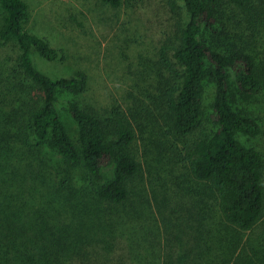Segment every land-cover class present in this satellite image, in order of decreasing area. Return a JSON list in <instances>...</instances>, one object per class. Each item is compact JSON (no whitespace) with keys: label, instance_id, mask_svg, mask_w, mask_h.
Returning <instances> with one entry per match:
<instances>
[{"label":"trees","instance_id":"1","mask_svg":"<svg viewBox=\"0 0 264 264\" xmlns=\"http://www.w3.org/2000/svg\"><path fill=\"white\" fill-rule=\"evenodd\" d=\"M162 1L167 28L140 73L154 108L103 114L70 99L75 143L59 105L86 91L88 75L39 70L33 52L58 62L63 51L26 29L29 3L0 0V264H264V152L239 138L262 127L232 95L264 96V0H232L224 9L241 21L224 29V0ZM207 81L215 95L202 128ZM55 160L65 173L51 171Z\"/></svg>","mask_w":264,"mask_h":264},{"label":"rangeland","instance_id":"2","mask_svg":"<svg viewBox=\"0 0 264 264\" xmlns=\"http://www.w3.org/2000/svg\"><path fill=\"white\" fill-rule=\"evenodd\" d=\"M25 1L30 5L26 29L46 38L53 47L63 51V58L58 62H50L33 52L37 68L54 79L72 77L79 71L88 75L86 91L77 97L63 94L59 105L75 143H78V127L63 106L70 99L80 102L82 106L92 105L103 114L111 110L130 114L132 110L147 108L148 111L154 108L150 97L157 94V91L149 77H141L140 73L146 70L147 64L152 65L159 41L163 39L162 34L167 28L168 11L162 6V0H146V3L133 9L126 5L113 9L100 0ZM231 2L232 0H224L223 7L218 10L217 17L222 29L228 25L234 28L241 21L242 16L237 20L233 12H229L231 9H224ZM222 42L225 44L227 41ZM214 95L215 87L211 81H207L202 128L210 125ZM232 95L235 105L257 119L262 127L258 137L247 138L241 135L240 140L264 152V96L247 98L235 88ZM136 126L135 148L148 175L149 169L144 156L146 136L142 124ZM176 148L184 157L183 143L178 141ZM176 160L175 171L186 174L185 163L178 162L181 158ZM57 163L59 165H55V171H51L56 174L64 170L61 173H65L69 165ZM81 173L82 169L75 167L72 176L75 179L81 178Z\"/></svg>","mask_w":264,"mask_h":264}]
</instances>
